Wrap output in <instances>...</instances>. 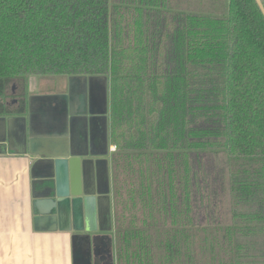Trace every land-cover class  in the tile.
Masks as SVG:
<instances>
[{"label":"trees","instance_id":"trees-1","mask_svg":"<svg viewBox=\"0 0 264 264\" xmlns=\"http://www.w3.org/2000/svg\"><path fill=\"white\" fill-rule=\"evenodd\" d=\"M54 76L109 82L116 264H264L255 0H0V116Z\"/></svg>","mask_w":264,"mask_h":264},{"label":"crops","instance_id":"crops-1","mask_svg":"<svg viewBox=\"0 0 264 264\" xmlns=\"http://www.w3.org/2000/svg\"><path fill=\"white\" fill-rule=\"evenodd\" d=\"M21 85L11 82L10 94L16 96ZM47 86L54 88L51 93L43 90ZM26 91L22 115L0 116V264H78L77 248L83 255L90 248L98 264H116L108 80L30 77ZM64 134L72 136L86 179L92 178L100 197L93 232L34 227L32 189L35 179L48 174L55 152L45 139Z\"/></svg>","mask_w":264,"mask_h":264},{"label":"water","instance_id":"water-1","mask_svg":"<svg viewBox=\"0 0 264 264\" xmlns=\"http://www.w3.org/2000/svg\"><path fill=\"white\" fill-rule=\"evenodd\" d=\"M255 2L264 17L261 0ZM45 140L50 150L55 152L49 159L48 174L35 179L36 186L32 189L35 229L45 231L77 229L78 232L84 229L93 232L100 197H95L92 178L86 179L84 162L74 151L72 136L67 138L64 134L57 139ZM85 239L88 241V236H85ZM88 250L91 253V249Z\"/></svg>","mask_w":264,"mask_h":264},{"label":"rangeland","instance_id":"rangeland-1","mask_svg":"<svg viewBox=\"0 0 264 264\" xmlns=\"http://www.w3.org/2000/svg\"><path fill=\"white\" fill-rule=\"evenodd\" d=\"M54 77H59V76H54ZM48 78H52V77H48ZM52 89H54V88H52V86L51 87L47 86L46 88H43L44 91H47L49 93L52 92ZM110 252L111 251H106L104 253L105 260H107L106 255L109 256L108 254ZM76 255H77V259H80V260H77V263L78 264H98L97 258H94V259L93 258H90L92 254L89 253V250H88L87 255L86 254L83 255L82 251L79 248H77ZM111 255H112V253H111Z\"/></svg>","mask_w":264,"mask_h":264}]
</instances>
